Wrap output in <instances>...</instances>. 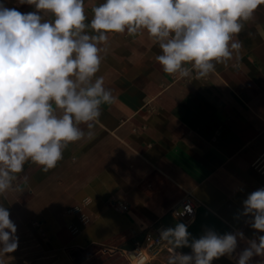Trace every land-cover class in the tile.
<instances>
[{"label":"crops","instance_id":"1","mask_svg":"<svg viewBox=\"0 0 264 264\" xmlns=\"http://www.w3.org/2000/svg\"><path fill=\"white\" fill-rule=\"evenodd\" d=\"M103 2L85 0L89 22L92 7ZM0 3L36 11L17 0ZM107 36L99 45L97 76L104 77L115 102L102 105L92 129L80 125L85 136L68 145L54 169L43 172L26 163L16 182L23 191L0 195L16 236L37 230L72 256L93 247H130L133 231L159 234L184 223L190 239L209 229L243 232L231 258L212 261L236 264L248 240L264 235L243 215V201L264 188V2L237 37L240 59L228 67L217 64L204 78L166 74L155 60L160 49L146 31ZM186 192L197 204L190 221L169 213ZM116 201L127 210L115 208ZM168 256L163 248L152 264ZM249 264H264V257L253 256Z\"/></svg>","mask_w":264,"mask_h":264},{"label":"clouds","instance_id":"2","mask_svg":"<svg viewBox=\"0 0 264 264\" xmlns=\"http://www.w3.org/2000/svg\"><path fill=\"white\" fill-rule=\"evenodd\" d=\"M264 0H104L86 15L85 0H17L36 11L22 13L0 3V195L23 191L16 183L26 163L48 172L63 151L81 140L115 97L97 76L99 45L107 33L154 38L155 60L166 74L204 78L216 65L228 67L241 57L237 38ZM232 67H238L232 63ZM88 135H91L89 132ZM27 178H25V183ZM191 211V209H188ZM243 215L264 233V188L243 201ZM17 227L0 204V255L18 248ZM184 223L160 230L170 246L167 264H212L232 257L243 232L206 230L190 239ZM236 264L264 257V235L248 240ZM190 247L191 254L176 249Z\"/></svg>","mask_w":264,"mask_h":264},{"label":"rangeland","instance_id":"3","mask_svg":"<svg viewBox=\"0 0 264 264\" xmlns=\"http://www.w3.org/2000/svg\"><path fill=\"white\" fill-rule=\"evenodd\" d=\"M41 236L37 230L20 236L16 251L0 255V264H126L119 253H108L103 246L81 250L84 260L75 263L69 250L54 247Z\"/></svg>","mask_w":264,"mask_h":264},{"label":"built area","instance_id":"4","mask_svg":"<svg viewBox=\"0 0 264 264\" xmlns=\"http://www.w3.org/2000/svg\"><path fill=\"white\" fill-rule=\"evenodd\" d=\"M193 78H196L194 74L187 78L177 79ZM112 205L122 211H125L128 208L127 204L118 201L113 202ZM196 207L197 204L195 198L191 193L186 192L181 200L169 209V213L175 218L190 221L195 216ZM189 208L191 211L188 210ZM73 210L78 211L79 209L74 208ZM163 248H165L170 255V246H166L164 241L161 240L160 233L154 234L144 232L140 234L139 232L133 231L132 244L130 247L108 246L106 247V250L108 253H119L125 259L126 264H152V262L161 254ZM168 257L163 259L160 264H167Z\"/></svg>","mask_w":264,"mask_h":264},{"label":"water","instance_id":"5","mask_svg":"<svg viewBox=\"0 0 264 264\" xmlns=\"http://www.w3.org/2000/svg\"><path fill=\"white\" fill-rule=\"evenodd\" d=\"M72 256L76 263H81L84 260V256L80 250L73 251Z\"/></svg>","mask_w":264,"mask_h":264}]
</instances>
